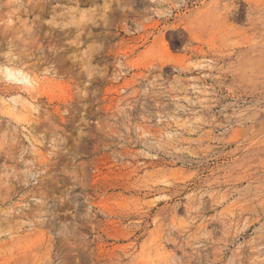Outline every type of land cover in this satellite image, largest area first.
Wrapping results in <instances>:
<instances>
[{"label": "rangeland", "instance_id": "374dc122", "mask_svg": "<svg viewBox=\"0 0 264 264\" xmlns=\"http://www.w3.org/2000/svg\"><path fill=\"white\" fill-rule=\"evenodd\" d=\"M0 264H264V0H0Z\"/></svg>", "mask_w": 264, "mask_h": 264}, {"label": "clouds", "instance_id": "9594fccd", "mask_svg": "<svg viewBox=\"0 0 264 264\" xmlns=\"http://www.w3.org/2000/svg\"><path fill=\"white\" fill-rule=\"evenodd\" d=\"M0 81L18 85L23 88L32 86V78L30 74L22 68L15 67L8 63H0Z\"/></svg>", "mask_w": 264, "mask_h": 264}]
</instances>
